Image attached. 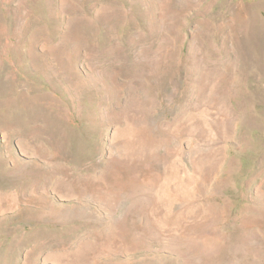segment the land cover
Returning a JSON list of instances; mask_svg holds the SVG:
<instances>
[{
    "label": "rangeland",
    "instance_id": "374dc122",
    "mask_svg": "<svg viewBox=\"0 0 264 264\" xmlns=\"http://www.w3.org/2000/svg\"><path fill=\"white\" fill-rule=\"evenodd\" d=\"M0 264H264V0H0Z\"/></svg>",
    "mask_w": 264,
    "mask_h": 264
},
{
    "label": "bare ground",
    "instance_id": "6f19581e",
    "mask_svg": "<svg viewBox=\"0 0 264 264\" xmlns=\"http://www.w3.org/2000/svg\"><path fill=\"white\" fill-rule=\"evenodd\" d=\"M254 33V32H253ZM251 46V45H250ZM249 47V46H248ZM251 48V47H250ZM253 48V47H252ZM252 52V51H251ZM256 57V56H255ZM255 63V62H254ZM227 75V74H226ZM206 84V83H205ZM213 92V91H212ZM216 97V96H215ZM220 98V97H219ZM256 103V102H255ZM241 117V116H240ZM131 147V146H130ZM129 148V147H128ZM137 149V148H136ZM130 151V150H129ZM132 151V150H131ZM130 151V153H131ZM136 151V150H135ZM176 175V174H174ZM177 177V176H176ZM167 178L169 177H166L165 179V183L163 184L164 185V192H165V195L166 196H169L170 194V189L167 187L169 186V184L171 183L170 180H168ZM137 179V177H135V180ZM160 180V178H156V176H150L148 177V179L146 180V185L149 187V189L152 191L153 193V189L155 187V185L157 184L158 185V181ZM175 197H178V194L175 195ZM177 199V198H176ZM179 219H181L179 216H178Z\"/></svg>",
    "mask_w": 264,
    "mask_h": 264
}]
</instances>
